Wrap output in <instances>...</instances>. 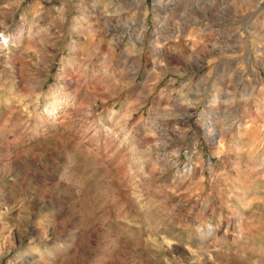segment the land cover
Returning a JSON list of instances; mask_svg holds the SVG:
<instances>
[{"label":"rangeland","instance_id":"1","mask_svg":"<svg viewBox=\"0 0 264 264\" xmlns=\"http://www.w3.org/2000/svg\"><path fill=\"white\" fill-rule=\"evenodd\" d=\"M0 264H264V0H0Z\"/></svg>","mask_w":264,"mask_h":264}]
</instances>
